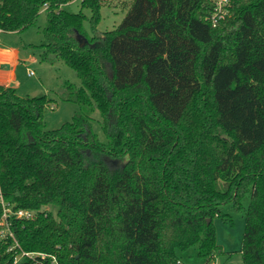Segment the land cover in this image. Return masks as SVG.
I'll return each mask as SVG.
<instances>
[{
	"label": "trees",
	"instance_id": "1",
	"mask_svg": "<svg viewBox=\"0 0 264 264\" xmlns=\"http://www.w3.org/2000/svg\"><path fill=\"white\" fill-rule=\"evenodd\" d=\"M72 1L0 0V31L46 12L41 60L81 81L63 92L81 109L52 130L51 98L0 84V194L35 211L13 223L22 247L59 264H182L176 248L199 243L211 261L213 218L248 192L241 252L264 264V0H232L217 26L213 0H133L102 34L109 1L82 0L91 35L82 10L63 8ZM97 108L107 141L92 128ZM13 258L0 243V264Z\"/></svg>",
	"mask_w": 264,
	"mask_h": 264
},
{
	"label": "rangeland",
	"instance_id": "2",
	"mask_svg": "<svg viewBox=\"0 0 264 264\" xmlns=\"http://www.w3.org/2000/svg\"><path fill=\"white\" fill-rule=\"evenodd\" d=\"M108 4L101 8V18L97 26L98 34L116 28L126 15L133 0H108ZM72 12L83 11L88 19L84 22L85 30L91 35L90 17L92 11L89 7H82V0H73L63 6ZM46 23V12H42L35 25L23 32L0 31V47H11L24 55L25 61L12 66L15 72L13 87L21 96L47 95L52 99L44 116L46 129L52 130L61 127L65 122L71 121L73 116L81 109L80 105L63 98L64 82L69 80L77 85L81 84L76 72L64 62L49 63L42 61L40 49L36 47L44 40L42 32ZM29 70L35 71L28 75ZM18 73V74H17ZM18 75L17 83L16 76ZM92 128L102 141L107 136L101 125V112L97 108L93 113ZM241 206L234 202L221 205V214L213 218L215 226L216 243L220 251L214 260L200 254L199 243L188 247H177L176 252L182 264H244L241 252L243 236L246 226V211L251 202L248 192L241 195Z\"/></svg>",
	"mask_w": 264,
	"mask_h": 264
},
{
	"label": "built area",
	"instance_id": "3",
	"mask_svg": "<svg viewBox=\"0 0 264 264\" xmlns=\"http://www.w3.org/2000/svg\"><path fill=\"white\" fill-rule=\"evenodd\" d=\"M232 0H213L214 11L210 17L213 26L219 25L230 13ZM31 70L29 75H34ZM2 212L0 214V243H8V252L14 253L11 264H19L22 260H28L31 264H59L57 255L44 251L26 250L22 247L13 230V223L16 219H30L35 215V211L25 208H16L6 202L0 194Z\"/></svg>",
	"mask_w": 264,
	"mask_h": 264
},
{
	"label": "crops",
	"instance_id": "4",
	"mask_svg": "<svg viewBox=\"0 0 264 264\" xmlns=\"http://www.w3.org/2000/svg\"><path fill=\"white\" fill-rule=\"evenodd\" d=\"M24 61V55L19 50L11 47H0V84L13 86L15 72H13L12 66H16L18 62L23 65ZM17 79L18 75L16 76L15 84L17 83Z\"/></svg>",
	"mask_w": 264,
	"mask_h": 264
},
{
	"label": "water",
	"instance_id": "5",
	"mask_svg": "<svg viewBox=\"0 0 264 264\" xmlns=\"http://www.w3.org/2000/svg\"><path fill=\"white\" fill-rule=\"evenodd\" d=\"M77 39H78L81 46H85L89 42L88 38L81 33L77 34ZM114 163H118V161L115 160Z\"/></svg>",
	"mask_w": 264,
	"mask_h": 264
}]
</instances>
